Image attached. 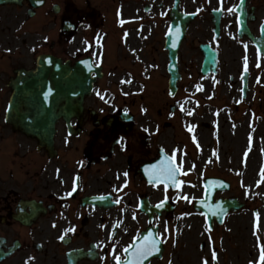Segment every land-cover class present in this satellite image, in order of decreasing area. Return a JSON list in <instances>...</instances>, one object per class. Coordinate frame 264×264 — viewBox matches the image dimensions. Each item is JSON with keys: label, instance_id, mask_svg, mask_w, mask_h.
I'll list each match as a JSON object with an SVG mask.
<instances>
[{"label": "flooded vegetation", "instance_id": "obj_1", "mask_svg": "<svg viewBox=\"0 0 264 264\" xmlns=\"http://www.w3.org/2000/svg\"><path fill=\"white\" fill-rule=\"evenodd\" d=\"M240 4L224 0L223 11L217 12L221 0H15L0 4V18L35 36L25 57L29 68L40 55L72 61L88 56L67 47V41L84 27L98 28L122 12L136 16L145 32L189 22L186 39L193 47L207 43L216 48L222 39L246 44L258 56L257 48H264V0ZM105 97L85 100L80 122L71 121L72 135L58 122L55 153L38 150L36 141L24 138L26 153L10 161L9 176L0 181V251H11L0 264H116L115 255L123 259V249L149 231L162 234L164 259L174 246L168 238L176 229L181 262L200 261L202 223L175 222L176 215H184L177 191L150 182L151 166L166 158L175 162L173 144L141 137L137 123L125 121L123 106ZM74 183L76 191L69 197ZM99 196L107 199H95ZM158 261L152 258L147 264Z\"/></svg>", "mask_w": 264, "mask_h": 264}, {"label": "rangeland", "instance_id": "obj_2", "mask_svg": "<svg viewBox=\"0 0 264 264\" xmlns=\"http://www.w3.org/2000/svg\"><path fill=\"white\" fill-rule=\"evenodd\" d=\"M3 23L0 19V59L4 51L20 50L22 57H26L28 45L36 42L35 36L26 33L18 37L21 33L16 31L13 22ZM142 26L140 22H123L112 16L97 31L96 47L101 62L110 65L112 76L109 82L101 81L98 86L117 91L123 83L118 101L123 100L136 113L138 121H169L153 138L173 139L187 154L190 165L187 162L186 169L191 179L187 193L198 196L204 177L219 176L231 182V188L215 197H236L244 203L241 209L226 216L216 233L208 235L209 239L221 241L223 246L214 244L216 248L206 252L208 264H213V253L217 256L216 264H260L259 249L264 244V176H261L264 170V61L247 60L251 74L246 96L241 98L240 73L245 59H239V53L234 56L229 52L231 42L222 46L217 73L203 77L198 72L200 59L196 60L199 52L187 41L179 54L182 77L171 98L167 93V60L163 45L158 44L159 37H149L144 45L136 43L131 47L134 49L129 48L130 33ZM79 40L75 39L72 47L84 48L85 41ZM14 44L19 48L12 49ZM93 51L97 53L96 49ZM21 61L26 62L22 58ZM1 66H6L5 60H0ZM2 78L0 73V87ZM1 91L2 116L3 101L7 98L2 99ZM171 105H176V111L167 118ZM1 122L0 119V178L8 174L16 138Z\"/></svg>", "mask_w": 264, "mask_h": 264}, {"label": "water", "instance_id": "obj_3", "mask_svg": "<svg viewBox=\"0 0 264 264\" xmlns=\"http://www.w3.org/2000/svg\"><path fill=\"white\" fill-rule=\"evenodd\" d=\"M176 47L170 51L171 65L169 87L171 93L175 91V82L178 79L177 68L175 66ZM49 61L42 65L41 80L35 81L30 77L22 74L16 84L19 85L15 96L11 98L7 110L6 120L14 126V129L25 133L28 136L35 137L40 140L43 145L50 142L54 124L57 117L70 115L78 106H80L84 95L88 94L91 88L92 79L89 78L90 70H81V65L74 68L68 66L57 65V70H49ZM214 65L213 59L204 63V69ZM59 68H63L60 71ZM74 69V70H73ZM63 72V73H62ZM52 89L50 95L45 96ZM39 123H42L39 127ZM218 186V181H207L206 202L211 203L212 193ZM221 202V207L226 211L227 208H237L236 202ZM223 205V206H222ZM215 211L218 214L213 215ZM208 216L216 217L220 223L223 218L221 210L216 208H207Z\"/></svg>", "mask_w": 264, "mask_h": 264}, {"label": "snow or ice", "instance_id": "obj_4", "mask_svg": "<svg viewBox=\"0 0 264 264\" xmlns=\"http://www.w3.org/2000/svg\"><path fill=\"white\" fill-rule=\"evenodd\" d=\"M223 2L224 0H221V6L220 8L214 9V11L221 12L223 11ZM243 0H241L240 6L242 7ZM236 6H233L231 8H228L227 11L229 13L233 12L234 8ZM179 29H177V32ZM262 32H264V27L261 29ZM245 49H247L248 45H244ZM51 62V61H49ZM259 67V65H257ZM245 72L248 70L247 66V57H245ZM130 83V81H129ZM52 92V89H49V92L45 94L46 98L48 95H50ZM182 107V106H181ZM183 110V107H182ZM147 131V130H146ZM153 169V172L151 173V179L150 182L156 183L159 181H163L165 185L171 184L175 188H180L182 184L185 182L183 180H180L178 177L182 171V164L178 166L173 159H165L162 160L159 164L151 166ZM187 174V173H185ZM127 175V173H125ZM261 176H264V170L261 172ZM118 190V189H117ZM76 191V186L74 183V186L70 192L67 193V196H72V194ZM97 200H105L107 197L105 196H99L96 197ZM184 199H187V196L184 197ZM115 203H120V201L117 199ZM163 201L161 202L158 207L163 206ZM201 204L205 205L206 207H209V205L206 203L205 200L200 201ZM213 215H217L218 213L213 211ZM257 219L259 220V213H256ZM135 218V217H134ZM119 223V222H118ZM55 226V225H54ZM116 227V226H114ZM257 229H259V224H257ZM71 231H74L73 229H70ZM167 232V228L165 229ZM257 234V233H254ZM67 235V231L60 237L61 240L64 239V236ZM161 236L162 234L160 232L153 233L149 231L146 236H140L137 239L133 240L132 244H129L127 247L123 249L124 258L122 259L120 255H115V261L116 264H144V261L147 260L150 256L154 255L155 253L159 252V243L161 242ZM259 239V236H257ZM113 252H115V248H113ZM260 255H259V262L260 264H264V244L260 246L259 249ZM215 256V253H213ZM171 264V262H169ZM204 264H208L207 260H204ZM251 264V262H250Z\"/></svg>", "mask_w": 264, "mask_h": 264}, {"label": "bare ground", "instance_id": "obj_5", "mask_svg": "<svg viewBox=\"0 0 264 264\" xmlns=\"http://www.w3.org/2000/svg\"><path fill=\"white\" fill-rule=\"evenodd\" d=\"M136 40V37H134V35H132V36H130V47H132L133 46V43H138V41H135ZM247 221V220H246ZM243 222V225L244 226H246L247 225V222ZM248 232V231H247ZM247 232H246V234H247Z\"/></svg>", "mask_w": 264, "mask_h": 264}]
</instances>
